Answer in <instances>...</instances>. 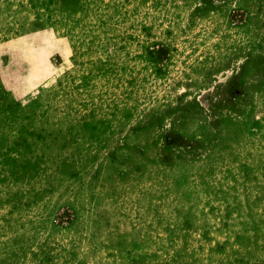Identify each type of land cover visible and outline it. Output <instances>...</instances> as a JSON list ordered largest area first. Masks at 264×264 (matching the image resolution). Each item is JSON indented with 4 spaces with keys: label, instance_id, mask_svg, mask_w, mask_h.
<instances>
[{
    "label": "rangeland",
    "instance_id": "obj_1",
    "mask_svg": "<svg viewBox=\"0 0 264 264\" xmlns=\"http://www.w3.org/2000/svg\"><path fill=\"white\" fill-rule=\"evenodd\" d=\"M0 264H264V0H0Z\"/></svg>",
    "mask_w": 264,
    "mask_h": 264
}]
</instances>
